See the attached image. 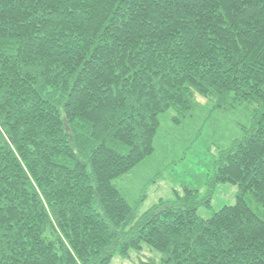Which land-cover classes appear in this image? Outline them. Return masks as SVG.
Listing matches in <instances>:
<instances>
[{
	"label": "trees",
	"instance_id": "1",
	"mask_svg": "<svg viewBox=\"0 0 264 264\" xmlns=\"http://www.w3.org/2000/svg\"><path fill=\"white\" fill-rule=\"evenodd\" d=\"M195 95L242 105L208 193L139 214L113 181L153 153L160 116ZM140 201V200H139ZM264 0H0V264H264Z\"/></svg>",
	"mask_w": 264,
	"mask_h": 264
},
{
	"label": "rangeland",
	"instance_id": "2",
	"mask_svg": "<svg viewBox=\"0 0 264 264\" xmlns=\"http://www.w3.org/2000/svg\"><path fill=\"white\" fill-rule=\"evenodd\" d=\"M169 109L160 116V126L153 139V153L115 179L113 183L131 205L138 203L139 214L159 200L172 201L184 192L194 190L199 204L197 214L208 218L222 206L234 204L238 188L231 183L217 184L208 193L207 177L213 174L215 161L243 136L250 125L244 106L216 108L213 101L195 95V104L180 122ZM140 200V201H139ZM262 217V208L252 203ZM159 252L143 247L130 251L129 257L114 256L109 264H159Z\"/></svg>",
	"mask_w": 264,
	"mask_h": 264
}]
</instances>
